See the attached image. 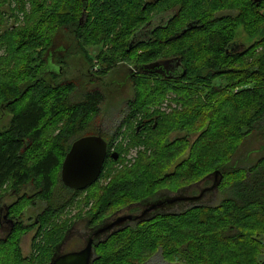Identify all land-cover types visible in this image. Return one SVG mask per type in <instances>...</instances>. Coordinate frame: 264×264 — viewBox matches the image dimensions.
<instances>
[{"label": "trees", "instance_id": "16d2710c", "mask_svg": "<svg viewBox=\"0 0 264 264\" xmlns=\"http://www.w3.org/2000/svg\"><path fill=\"white\" fill-rule=\"evenodd\" d=\"M11 10L19 26L6 24ZM169 11L166 26L131 44L153 14ZM237 29L255 40L246 50L233 48ZM59 34L66 51L56 55ZM90 46L103 49L94 60ZM0 49V113L10 115L0 132V203L15 199L3 215L16 219L0 240V264H49L81 224L85 239L114 214H137L166 193L196 186L194 196L214 171L220 183L205 197L222 193L217 205L188 203L114 229L94 240L92 264H147L158 253L168 264H264V0H0ZM77 54L81 76L67 73ZM166 60L177 71L146 72ZM123 63L135 67L123 83L131 96L105 132L102 86ZM86 136H100L107 155L98 181L73 191L61 183V165ZM252 142L263 153L245 165L255 149L236 155ZM131 149L138 151L129 162ZM34 207L24 225V210ZM68 211L75 214L63 219ZM32 231L23 256L21 237Z\"/></svg>", "mask_w": 264, "mask_h": 264}, {"label": "rangeland", "instance_id": "374dc122", "mask_svg": "<svg viewBox=\"0 0 264 264\" xmlns=\"http://www.w3.org/2000/svg\"><path fill=\"white\" fill-rule=\"evenodd\" d=\"M11 15V16H10ZM7 16L8 19H6V24L7 25H15V26H19L18 24H20L19 21L15 20V18L21 16L19 13L15 12V10H11V14ZM21 17H19V20ZM16 22V24H15ZM64 36L63 34H59V38L57 39L56 42H59L56 45L55 50H60L58 51L59 54H61V52L65 49V41L63 40ZM255 40L249 39L242 31V29H237L234 33V37H233V45L240 47V51L246 50L247 48H249ZM103 50L101 46H90L87 49V53L89 55V57L94 60L96 54ZM4 54L3 49H0V55L2 56ZM57 55V54H56ZM2 61V58L0 57V62ZM167 62H169V60H166ZM84 63V61H83ZM82 63V59H81V55L77 54L76 56H68L67 60H66V65L69 64L70 65V69H68L67 73H71V75L76 76L79 75L81 76L82 73H80L81 71L86 70V68L83 66ZM132 65V64H129ZM126 63L123 64H119L117 66V68L115 70H113L110 74L109 77L105 78V87L102 89H104V94H105V99L106 101L103 103L102 105V114H101V119L99 120L102 123V126L105 129V132L108 131L109 129L117 126V123L119 124L120 121V114H121V109H123V105L124 102L127 101L130 96H131V91L128 88V84L126 83L125 85H123L124 83V77L127 75V73L129 74L128 71H135V67L134 66H129ZM152 65V64H151ZM57 65H50L48 66L50 70H55ZM74 67V68H72ZM148 67V66H147ZM99 67L96 65L95 66V70H93V72H96V70L98 71ZM153 75V74H152ZM84 82V80L82 81ZM109 82H111V84H109ZM109 84V86L107 85ZM215 84H217V81H215ZM95 85L97 86V84L95 83ZM161 111L168 113V109L166 108V104L164 103L161 107H160ZM9 119H10V115L8 113H0V132H2L9 123ZM99 122V123H100ZM115 124V125H113ZM181 135V134H179ZM181 137V136H180ZM196 136H191L190 140L193 141L195 139ZM125 143V142H124ZM260 144L257 142H252V143H244L242 147L239 148L238 152H237V157L239 156H246V152H248L251 149H255L253 152L251 153V155L248 157V162L245 164L247 165L248 163H253L254 161H256L260 156H262V151H260ZM138 150L136 149H131L129 150V152L124 155V159L126 161L132 162L135 157H136V153ZM115 152V151H111ZM118 160V159H117ZM115 160V161H117ZM212 183V180L210 182V184ZM196 186L188 189V191H186L188 194H190V192L195 189ZM198 194H196L195 196H197ZM164 196L170 197L171 195H167L164 194ZM223 194L222 193H217V195L215 197H206L202 203L204 204H208L210 206H215L217 205L222 199H223ZM166 198V197H164ZM210 201V202H208ZM13 202V199L10 198H5L2 203H0V210H1V215L3 216L4 214V208L5 205H9ZM37 208H26L24 210V217H23V222L24 225H29L31 223V221L28 220V218H34V216L37 214ZM146 210V209H145ZM18 212V211H17ZM75 214V211H68L66 212V214L63 216V219H70L73 215ZM127 213L123 212V213H119L113 217H110L107 221V223H111L113 221H115L117 218L126 215ZM151 216V214H149ZM149 216V217H150ZM3 229L0 230V240H4L6 238V232L8 229V224L3 223ZM77 227V226H76ZM34 231L24 235L23 237H21L20 240V250L23 256H29L30 253V242L31 239L33 237ZM83 235V224H81L79 227L75 228V230L70 234V236L63 242L62 246L60 247V252H67L70 250V247H73V245L77 244V247H82L83 244V238H81ZM73 239H78L80 240V243H78L79 241H72ZM66 244V245H65ZM65 245V246H64ZM64 246V247H63ZM147 264H168L167 261L165 259H163L160 254H154V256L150 257Z\"/></svg>", "mask_w": 264, "mask_h": 264}, {"label": "water", "instance_id": "95a60500", "mask_svg": "<svg viewBox=\"0 0 264 264\" xmlns=\"http://www.w3.org/2000/svg\"><path fill=\"white\" fill-rule=\"evenodd\" d=\"M131 47L132 45L129 46V49ZM106 155L107 144L100 136H86L74 141L61 165L60 180L63 186L73 191H83L95 184L100 177ZM110 158L115 161L118 159V154L112 152ZM211 178L213 180L212 185L209 188L202 190L197 196L165 198L162 199V201L159 200L158 202L148 205L146 210L135 218L130 216L120 217L114 222L98 228L92 234L91 238L86 240L85 245L77 251L62 253L60 252V247L62 245L58 246L49 264H92L95 257V239L98 240V242L101 241L100 238L104 236L105 233L112 231L114 228L120 227V225L127 220H141L144 219L145 216L148 218L150 213L157 211L164 205L170 206L176 203L187 202L195 204L194 206L197 207V203L203 199L205 192L217 190L221 180L220 172L214 171L211 174Z\"/></svg>", "mask_w": 264, "mask_h": 264}, {"label": "flooded vegetation", "instance_id": "af4514ba", "mask_svg": "<svg viewBox=\"0 0 264 264\" xmlns=\"http://www.w3.org/2000/svg\"><path fill=\"white\" fill-rule=\"evenodd\" d=\"M151 2L153 1V2H156V0H150ZM149 0H148V2H150ZM171 14H174V11H169V12H166V13H163V14H153L152 15V18L150 19V21H148V22H146V24H145V26H143L142 27V29H141V31L140 32H138L137 34H135L134 36H132V40H131V44L132 45H135V43L136 42H147L149 39H150V36H151V33H152V31L154 30V29H156V28H158V27H164V26H166L168 23H169V20H170V15ZM187 27V26H186ZM235 50H237V49H239V47L238 46H236V47H233ZM58 51H60L59 49L58 50H55V51H52V54H54V53H56L57 55H60L59 54V52ZM40 52V49L38 50L37 49V54ZM37 54H35V58H39V56L37 55ZM163 61H161V63H159L158 64V66H149V67H151V69H153V70H150V71H146L147 73H149L150 75H152V74H157V75H160V76H168V75H170V73H173L174 71H177V70H175V68H177V66H178V64H176V65H172V64H170L169 62H167V63H162ZM48 64V66L49 65H53L54 63L51 61V62H48L47 63ZM55 65V64H54ZM54 67H56V68H58V66H54ZM179 69V68H178ZM130 73H132V74H134L135 72H132L131 70L129 71ZM110 155V154H109ZM211 180L212 179H210V182H211ZM211 185H212V183H211ZM206 188H208V187H206ZM203 189H205V188H203ZM202 190V189H201ZM201 190H199V193H198V195L200 194V192H201ZM207 193H209V192H205L204 194H207ZM183 196H185V197H194V196H191V195H189L187 192H184V193H180V192H178V193H176V194H171V196L170 197H166V198H173V197H183ZM9 198V197H8ZM14 198V197H13ZM206 197H205V195H204V197H203V199H202V201L205 199ZM11 199V198H10ZM162 199H165V198H162ZM15 202V199L13 200V202L11 203V204H9V205H5V208H4V210L6 211V209L9 207V206H11L13 203ZM185 204H188L187 202L186 203H176V204H174V205H170V206H166V207H163V208H160V209H158L157 211L160 213V212H166V213H172V212H174V211H176V210H180V208H182L183 206H186ZM34 208H36V207H34ZM157 211H155V212H157ZM123 212H125V213H127L126 211H121V212H118V213H116V214H114L113 216H115V215H117V214H119V213H123ZM143 212V209L142 210H140L137 214H129V213H127L126 215H123V216H121V217H126V216H130V217H132V218H135V217H137V216H139L141 213ZM0 213H1V211H0ZM35 218V217H34ZM120 218V217H119ZM118 219V218H117ZM116 219V220H117ZM14 222H16V219H14L13 217H7L6 216V212H5V216L3 215L2 216V218H1V223H0V230H2L3 229V223H6V224H8V229H6L7 230V232H6V237L9 235V233H10V230L12 229V227H13V223ZM36 222V221H35ZM114 222V221H113ZM112 223V222H111ZM137 223V220H132V221H126V222H124L122 225H120V227H117V228H126V227H128V226H130V225H132V224H136ZM32 224V222L28 225V226H30ZM107 224H110V222L109 223H104V225H107ZM103 225V226H104ZM100 227H102V226H97L96 228H91L90 230H89V232H88V234H87V236L85 237V239H84V235H82V237L81 238H83V244H82V247L85 245V242H86V240L87 239H89V238H91V236H92V234L98 229V228H100ZM117 228H114V229H117ZM114 229L112 230V231H114ZM112 231H110V232H108V233H105V235H108V234H110ZM104 235V236H105ZM103 237V236H102ZM101 237V238H102ZM100 238V237H99ZM96 240V239H95ZM78 243H80V242H78ZM66 245V244H65ZM64 245V246H65ZM63 246V247H64ZM82 247H77V244H75V245H73V247H70V250L69 251H67V252H71V251H77V250H79V249H81ZM67 252H62V253H67Z\"/></svg>", "mask_w": 264, "mask_h": 264}]
</instances>
